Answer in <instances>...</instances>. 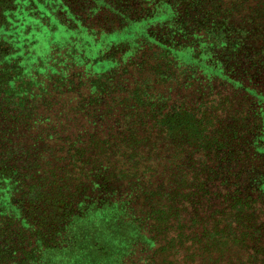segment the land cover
Instances as JSON below:
<instances>
[{
    "label": "trees",
    "instance_id": "16d2710c",
    "mask_svg": "<svg viewBox=\"0 0 264 264\" xmlns=\"http://www.w3.org/2000/svg\"><path fill=\"white\" fill-rule=\"evenodd\" d=\"M0 264H264V0H0Z\"/></svg>",
    "mask_w": 264,
    "mask_h": 264
}]
</instances>
